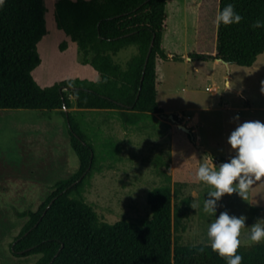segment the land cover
Returning <instances> with one entry per match:
<instances>
[{"label":"rangeland","instance_id":"374dc122","mask_svg":"<svg viewBox=\"0 0 264 264\" xmlns=\"http://www.w3.org/2000/svg\"><path fill=\"white\" fill-rule=\"evenodd\" d=\"M220 1L169 0L165 47L177 59L160 64L158 103L163 114L128 127L115 111L88 110L79 116L102 158L100 170L84 193L102 222L146 220L152 214L148 203L151 191L167 184L176 190V184H183L175 204L182 205L189 197L193 202L185 220L186 231L176 233L175 240L182 245L209 244L207 228L215 216L203 211V202L213 189L195 175L202 157L213 154L229 159L233 153L227 138L237 124L264 122V58L255 71L217 63L216 59H192L196 54L217 51L219 26L215 16ZM45 4L48 35L39 45L42 65L34 74L37 82L47 88L69 79L99 80V74L85 64L77 44L57 29L55 0H45ZM63 44H67L65 51ZM138 53L137 47H130L115 61L126 68ZM229 81L232 87L226 90ZM237 88L243 89L241 95ZM71 100L70 110H0V264L38 263L41 256L15 257L11 252L12 243L28 221L21 214L36 212L59 181L80 169L64 114L78 110L72 96ZM237 115L239 121L234 119ZM180 124L194 133L196 144ZM164 173L171 176L170 183ZM245 196L226 194L217 210V215L228 211L247 216L239 237L241 245L253 244L250 226L264 218V177L255 181Z\"/></svg>","mask_w":264,"mask_h":264},{"label":"trees","instance_id":"16d2710c","mask_svg":"<svg viewBox=\"0 0 264 264\" xmlns=\"http://www.w3.org/2000/svg\"><path fill=\"white\" fill-rule=\"evenodd\" d=\"M169 0H58L56 27L76 43L85 64L99 80L69 79L41 87L35 71L42 65L39 45L48 35L45 0H3L0 4V110L65 112L79 171L59 181L36 212L21 214L28 221L11 245L15 257L41 256L37 264H226L209 244L182 245L175 234L186 231L193 199H175L183 184L156 188L148 195L151 217L115 224L102 222L84 199L101 157L79 119L84 111H115L126 127L163 114L158 103V61L167 60L164 34L169 29ZM243 16L239 24L218 27L217 56L196 54L193 60L223 58L252 67L264 54V0H221ZM154 44V45H153ZM153 45V47H152ZM137 47L126 68L115 61L123 50ZM61 49L65 51L67 44ZM189 139L196 144L194 133ZM111 149V147H110ZM214 162L226 161L211 154ZM165 174V173H164ZM168 183L171 176L165 174ZM242 264H264V241L240 245Z\"/></svg>","mask_w":264,"mask_h":264},{"label":"clouds","instance_id":"9594fccd","mask_svg":"<svg viewBox=\"0 0 264 264\" xmlns=\"http://www.w3.org/2000/svg\"><path fill=\"white\" fill-rule=\"evenodd\" d=\"M2 3L3 0H0ZM242 20L243 16L232 3L218 10L215 16L217 26L239 24ZM252 27H264V20L257 19ZM231 87L229 81L226 90ZM261 90L264 91V87ZM234 119L239 121L240 117L237 115ZM227 143L233 153L230 158L217 165L212 156L206 154L195 175L197 180L213 189L207 192L203 202V211L215 216L207 228L209 246L213 252L225 258L226 264H242L243 256L237 250L241 245L239 237L241 229L246 227L247 216L232 215L228 211L217 215V210L226 194H236L246 199L245 193L249 187L264 177V122L250 120L238 123L228 136ZM249 240L252 243L264 241V218H259L250 226Z\"/></svg>","mask_w":264,"mask_h":264},{"label":"crops","instance_id":"0c3cea01","mask_svg":"<svg viewBox=\"0 0 264 264\" xmlns=\"http://www.w3.org/2000/svg\"><path fill=\"white\" fill-rule=\"evenodd\" d=\"M58 0H55V3L57 2ZM169 30V29H168ZM167 30V31H168ZM167 33V32H166ZM165 33V34H166ZM165 34H164V40H163V46H164V49H165V51H166V53H167V55L169 56V58L167 59V60H163V59H159V61H158V82H159V74H160V64H161V62L162 61H168V60H172V59H177V56H176V54L175 53H172V52H169L167 49H166V47H165ZM217 54H218V52L216 51V52H214V54L213 55H208V56H213V57H216L217 56ZM262 58H264V54L263 55H261L259 58H258V60H257V62L255 63V65L254 66H252V67H242V68H246V69H250V70H256L257 69V65H258V63H259V61H260V59H262ZM216 62L217 63H220V61H218V59H216ZM229 65H231L230 63H229ZM228 65V66H229ZM228 78H232V75H230ZM159 86H160V83H159ZM159 88V87H158ZM236 91L238 92V94L239 95H241L242 93H243V89H241V88H237L236 89ZM161 107V106H160ZM231 109H233L232 107H230ZM249 108H244V110H248ZM185 126V125H184Z\"/></svg>","mask_w":264,"mask_h":264},{"label":"water","instance_id":"95a60500","mask_svg":"<svg viewBox=\"0 0 264 264\" xmlns=\"http://www.w3.org/2000/svg\"><path fill=\"white\" fill-rule=\"evenodd\" d=\"M153 45H154V44H153ZM153 45H152V47H153ZM218 61H220V62H222V63H225V64L229 65V63H228L227 61H225L223 58H219ZM171 119L174 120V117H171ZM179 127H180L182 130H184L186 133H188V134L190 133V129L187 128L186 126L180 124Z\"/></svg>","mask_w":264,"mask_h":264}]
</instances>
